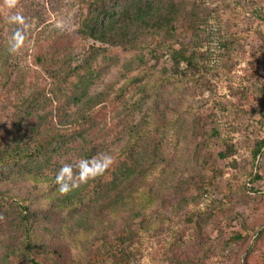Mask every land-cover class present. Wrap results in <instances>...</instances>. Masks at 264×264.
I'll return each instance as SVG.
<instances>
[{
    "label": "rangeland",
    "instance_id": "374dc122",
    "mask_svg": "<svg viewBox=\"0 0 264 264\" xmlns=\"http://www.w3.org/2000/svg\"><path fill=\"white\" fill-rule=\"evenodd\" d=\"M87 1L0 0V141L41 139L27 166L50 176L70 165L82 196L125 161L129 203L108 207L112 192L67 212L38 186L28 214L46 252H28L12 196L29 184L0 179V264H264V147L251 157L264 138V0H179L172 30L132 47L78 34ZM210 25L224 44L216 61ZM93 49L89 82L47 73ZM84 162L93 174L81 182ZM140 190L157 202L143 208Z\"/></svg>",
    "mask_w": 264,
    "mask_h": 264
},
{
    "label": "trees",
    "instance_id": "16d2710c",
    "mask_svg": "<svg viewBox=\"0 0 264 264\" xmlns=\"http://www.w3.org/2000/svg\"><path fill=\"white\" fill-rule=\"evenodd\" d=\"M179 12V0H88L84 13H81L78 18L77 32L82 38L104 45L119 47L138 46L140 38L146 34L162 29L165 31L172 30L171 23ZM202 29L204 30L203 41L206 46L205 54L211 58L212 53L207 46L209 42L208 33L206 34L205 27H202ZM200 44H202V41ZM219 45L220 48H223L224 44L219 42ZM96 54L97 52L94 49L89 53H82V55L70 52L65 58L57 61L58 67L53 69L47 67L49 69L47 73L49 72L52 76L60 79L74 75L78 78L77 84L87 83L95 74V70L90 63ZM179 56L186 60L188 64H195L193 57L185 56L183 52H179ZM81 69L83 72L79 73ZM90 107L91 105L88 106V108ZM261 114L264 115V113ZM27 138L32 141L30 136H27ZM35 139L36 145L31 148L24 138L19 140L15 138L8 143L0 141V179L5 182L20 183L27 181L29 184L25 197H22L21 194L12 196L13 204L19 209V216L16 217L19 220L15 221V223L17 227L21 228L19 238L23 240L25 250L39 253L46 252V244L42 241L40 245L35 242L37 234L34 230V222L28 214V204L36 201V198L32 199V197L38 186L49 188L50 190L43 194V202L50 204L55 209H64L67 212L83 203L87 196H91L94 201H99L105 196L109 197L112 192H116L117 195L113 199H109L108 207L117 205V203L126 205L129 203L130 191L123 186V183L132 171L131 167L123 161L113 170V179L103 184L97 183L95 188L87 190L83 196L79 195V190L61 193L55 182L57 173L49 176L42 173L39 169L33 171L27 166L35 160L37 161L36 158L40 153L41 139H36V141ZM263 147L264 138L258 140L253 146L252 159L258 155ZM128 151L129 147L125 149V154ZM220 156L224 157L223 153H220ZM153 166L152 170L148 171L149 173L153 174L158 165L154 163ZM10 167L14 170L7 171ZM149 173H145L146 177ZM131 195L135 194L131 192ZM136 195L141 199L143 208L150 207L151 204L158 200L157 193L152 194L151 191L140 190ZM1 196L0 194V198H3ZM236 237L239 238L240 235L236 234ZM36 248L38 249L36 250Z\"/></svg>",
    "mask_w": 264,
    "mask_h": 264
},
{
    "label": "clouds",
    "instance_id": "9594fccd",
    "mask_svg": "<svg viewBox=\"0 0 264 264\" xmlns=\"http://www.w3.org/2000/svg\"><path fill=\"white\" fill-rule=\"evenodd\" d=\"M13 20L15 21H22L23 18L20 16H14L12 17ZM18 44L13 43L11 46L10 51H15L17 48ZM101 162L97 161L96 165H99ZM96 165H93L94 167ZM106 166V165H104ZM102 167H96V172L102 171ZM93 173L90 171L89 165L87 162H84L80 165V180L81 182L86 181L90 175ZM71 181V166L70 165H65L63 166L59 172L56 174L55 177V182L58 185V190L61 193H67L72 190L73 187L77 186L75 183L70 182Z\"/></svg>",
    "mask_w": 264,
    "mask_h": 264
},
{
    "label": "built area",
    "instance_id": "2783aa9c",
    "mask_svg": "<svg viewBox=\"0 0 264 264\" xmlns=\"http://www.w3.org/2000/svg\"><path fill=\"white\" fill-rule=\"evenodd\" d=\"M209 31H208V48L209 51L212 53V59L213 61H216L218 56L221 53L220 45H219V39L218 37L214 34L215 27L210 25L209 26Z\"/></svg>",
    "mask_w": 264,
    "mask_h": 264
}]
</instances>
